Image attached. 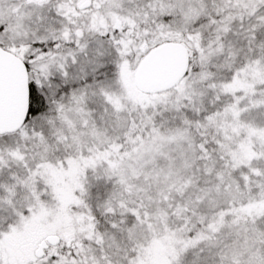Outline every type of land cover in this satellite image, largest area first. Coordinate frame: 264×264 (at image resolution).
Returning <instances> with one entry per match:
<instances>
[{
	"label": "snow or ice",
	"instance_id": "6c2138e0",
	"mask_svg": "<svg viewBox=\"0 0 264 264\" xmlns=\"http://www.w3.org/2000/svg\"><path fill=\"white\" fill-rule=\"evenodd\" d=\"M0 264H264V0H0Z\"/></svg>",
	"mask_w": 264,
	"mask_h": 264
}]
</instances>
